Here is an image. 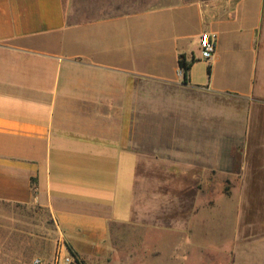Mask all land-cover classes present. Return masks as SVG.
Returning <instances> with one entry per match:
<instances>
[{"label":"crops","instance_id":"crops-1","mask_svg":"<svg viewBox=\"0 0 264 264\" xmlns=\"http://www.w3.org/2000/svg\"><path fill=\"white\" fill-rule=\"evenodd\" d=\"M224 181L241 198L203 196ZM0 203L85 259L118 238L168 262L183 237L199 264H264V0H0Z\"/></svg>","mask_w":264,"mask_h":264},{"label":"rangeland","instance_id":"rangeland-1","mask_svg":"<svg viewBox=\"0 0 264 264\" xmlns=\"http://www.w3.org/2000/svg\"><path fill=\"white\" fill-rule=\"evenodd\" d=\"M152 178H158V181L164 182L166 175L157 174L152 175ZM173 181L176 183L174 193L176 197H182L184 191L178 189L177 183L183 182L182 174H175ZM170 177V175H169ZM168 177V178H169ZM152 183L157 181L152 180ZM158 191L165 193V186L159 184ZM203 196L208 199L223 200L230 198H241V191H233L231 184L224 181L221 190H205L201 191ZM191 195L195 190L189 192ZM225 204V203H224ZM229 208L230 202L226 203ZM159 212L170 210L166 205L156 207ZM187 207L176 205L174 212L176 216H182L187 212ZM184 238H176V246L174 249V257H169L168 262L164 260L166 254L162 252L156 254L160 261L164 264H199V257L201 256L188 253L184 247ZM159 250H162L158 246ZM124 248L120 247L119 239L116 238L112 252L106 255H90L86 259L77 254L74 249L63 239L60 231L57 229L56 224L50 217L47 210L34 205H13L7 203H0V264H34L36 259L41 260V264H55L57 258L71 256L73 264L76 263L75 257L71 253H75L79 260L85 264H150L145 262H136L134 254L131 255L130 261L124 253ZM168 255V254H167ZM154 256V255H153ZM209 258L216 259L215 255H208ZM126 258V260H125ZM147 258V257H146ZM167 262V263H166Z\"/></svg>","mask_w":264,"mask_h":264},{"label":"built area","instance_id":"built-area-1","mask_svg":"<svg viewBox=\"0 0 264 264\" xmlns=\"http://www.w3.org/2000/svg\"><path fill=\"white\" fill-rule=\"evenodd\" d=\"M200 53H201V60L203 61H210L215 53V39L212 38L210 33H203L200 36ZM34 264H41L40 259H36ZM55 264H73V259L71 256H65L61 258H57Z\"/></svg>","mask_w":264,"mask_h":264},{"label":"trees","instance_id":"trees-1","mask_svg":"<svg viewBox=\"0 0 264 264\" xmlns=\"http://www.w3.org/2000/svg\"><path fill=\"white\" fill-rule=\"evenodd\" d=\"M195 61H196V59H194V58H192L191 61H188L184 55H180V57L178 59L179 68L183 74V83L184 84L189 83L190 70H191V67ZM71 254L75 257L77 264H85L83 261L79 260V258L76 256L75 253H71Z\"/></svg>","mask_w":264,"mask_h":264}]
</instances>
